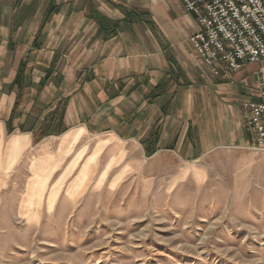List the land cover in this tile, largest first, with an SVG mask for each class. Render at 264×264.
<instances>
[{
	"label": "rangeland",
	"instance_id": "obj_1",
	"mask_svg": "<svg viewBox=\"0 0 264 264\" xmlns=\"http://www.w3.org/2000/svg\"><path fill=\"white\" fill-rule=\"evenodd\" d=\"M49 51L31 50L30 80L43 74ZM61 86L58 73L41 93L35 84L23 90L18 114L30 103L38 133L58 124ZM83 101L92 115L89 94ZM13 129L0 137V264H264V150L250 137L188 158L168 148L148 155L137 140L92 130L66 151L60 136L33 132L14 150Z\"/></svg>",
	"mask_w": 264,
	"mask_h": 264
},
{
	"label": "crops",
	"instance_id": "obj_2",
	"mask_svg": "<svg viewBox=\"0 0 264 264\" xmlns=\"http://www.w3.org/2000/svg\"><path fill=\"white\" fill-rule=\"evenodd\" d=\"M92 1L102 15L119 22L115 34L106 35L90 17V0H0V137L12 113L9 128L20 130L11 136L8 148H27L30 132L39 134L41 126L36 130V121L31 124L30 103L18 114L26 85L35 84L41 93L58 73L64 80L63 108L58 114L51 105L48 113L58 114L55 129L62 130L41 139L60 136V151L68 149L70 143L64 140L70 134L78 133L77 144L91 130L137 140L146 151L168 148L188 158L240 145L250 137L242 102L256 99L258 64H246L229 77L214 74L189 40L200 26L182 0ZM37 37L38 48L47 46L50 56L43 74L30 80V54ZM56 53L58 58L51 61ZM22 62L26 68L20 88L14 81ZM57 64L60 69L54 70ZM82 78H88V88ZM83 93L94 104L92 115ZM38 100L36 95L32 105ZM100 111L106 113L98 120ZM112 139L103 140L98 151Z\"/></svg>",
	"mask_w": 264,
	"mask_h": 264
},
{
	"label": "built area",
	"instance_id": "obj_3",
	"mask_svg": "<svg viewBox=\"0 0 264 264\" xmlns=\"http://www.w3.org/2000/svg\"><path fill=\"white\" fill-rule=\"evenodd\" d=\"M200 29L189 40L202 63L222 77L259 65L256 99L242 102L249 144L264 150V0H182Z\"/></svg>",
	"mask_w": 264,
	"mask_h": 264
},
{
	"label": "trees",
	"instance_id": "obj_4",
	"mask_svg": "<svg viewBox=\"0 0 264 264\" xmlns=\"http://www.w3.org/2000/svg\"><path fill=\"white\" fill-rule=\"evenodd\" d=\"M89 7H90V17L95 19L99 25H100V30L102 31H105L106 35L108 34H115L117 29L119 28V22H112L110 19L106 18L104 15H102L100 13L99 10H97L96 8V5L95 3L90 0V4H89ZM131 16V13L127 15V17H130ZM39 37V35H38ZM38 37L36 38V40L34 41V44L33 46L38 48L40 46V44H38ZM25 68H26V62H22L21 65H20V68L18 70V74H17V77L14 81V84H17L20 88H22V82L24 81V71H25ZM49 77V73L46 74V76L43 78V80L41 81V85L43 83H45V80H47V78ZM17 104V102H16ZM55 112V111H54ZM52 112V113H54ZM13 115L14 113H12L11 115V118L9 119L8 121V129L11 131V127L9 128V124L11 123V120L13 118ZM52 115H55L52 114ZM63 114H61L60 116V119L59 121L62 122L63 120ZM52 122L55 120L54 117H52ZM53 124L49 123L48 126H44L42 128V130L39 132V134L37 135L38 138L37 139H41L42 137L46 136V135H49V134H53V133H56V132H60L62 130V128L60 130H56L55 128H51ZM39 131V130H38ZM155 151L153 149H148L147 150V154L148 155H152Z\"/></svg>",
	"mask_w": 264,
	"mask_h": 264
},
{
	"label": "bare ground",
	"instance_id": "obj_5",
	"mask_svg": "<svg viewBox=\"0 0 264 264\" xmlns=\"http://www.w3.org/2000/svg\"><path fill=\"white\" fill-rule=\"evenodd\" d=\"M77 139H78V133L75 132V133L70 134L69 137H67V138L64 140V142H65V141H68L70 144H72V143H74ZM12 141H13V140H12ZM13 144H14V143H13ZM11 145H12V143H11ZM100 148H101V147H100ZM46 180H47V178H42V179L38 180L37 185H38L39 187L36 186V185H35V187H38V188H39V191H41L42 188L45 187ZM35 184H36V183H35ZM40 189H41V190H40ZM35 191H36V189H35ZM57 192H58V190H56V188L53 189V191H51V195L49 196V199H50V200H53V199L56 197ZM36 193L38 194V191H36Z\"/></svg>",
	"mask_w": 264,
	"mask_h": 264
}]
</instances>
